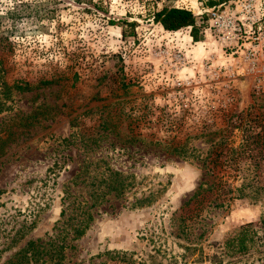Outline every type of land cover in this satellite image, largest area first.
I'll return each instance as SVG.
<instances>
[{
    "label": "rangeland",
    "instance_id": "rangeland-1",
    "mask_svg": "<svg viewBox=\"0 0 264 264\" xmlns=\"http://www.w3.org/2000/svg\"><path fill=\"white\" fill-rule=\"evenodd\" d=\"M230 1L0 0V264L112 170L127 191L90 209L63 264H264L223 250L264 216V90L202 16ZM163 7L191 11L201 39L154 23Z\"/></svg>",
    "mask_w": 264,
    "mask_h": 264
},
{
    "label": "trees",
    "instance_id": "trees-1",
    "mask_svg": "<svg viewBox=\"0 0 264 264\" xmlns=\"http://www.w3.org/2000/svg\"><path fill=\"white\" fill-rule=\"evenodd\" d=\"M151 16L152 21L159 24L165 31L176 32L184 28H190L192 39L194 41L201 39L202 34L200 31L203 29V25L197 23V17L189 10L163 7L160 10L154 11ZM202 16L205 17V13ZM2 86L6 87V84L3 82ZM14 88L20 92L29 90L26 84L22 86L15 85ZM0 94H4V90L0 91ZM7 110L8 107L5 105V102L0 101V114ZM6 143L7 140L0 137V153H2ZM124 175V173L112 170L106 176L93 177L92 181L98 180L97 185H103L102 189H93L94 193L90 194L92 197L89 196V200L81 201L75 207L70 208V204H66L64 210L60 213V220L55 224L54 231L56 233H53L45 240H29L4 264H63V260L65 259L64 251L69 246V242L81 237L88 227L91 219L90 209L106 201L105 196L123 197L129 186V183H127L128 177ZM203 185L205 183H200L197 192L187 204L195 200L202 192L210 189V187L204 189ZM91 187H95V185ZM245 189L246 187L235 189L234 191L238 194L234 198H246L247 196H251L249 195L251 192L258 194L260 190H263L250 187L249 194L247 195L244 192ZM94 195H96V198H93ZM98 198H100L99 202L97 201ZM146 199H137L131 206L140 204ZM216 206L221 205L216 204ZM184 247L186 250L194 251L192 247ZM223 250L226 257H243L251 250L256 251L264 257V216L256 223L244 224L233 231L224 240Z\"/></svg>",
    "mask_w": 264,
    "mask_h": 264
},
{
    "label": "built area",
    "instance_id": "built-area-1",
    "mask_svg": "<svg viewBox=\"0 0 264 264\" xmlns=\"http://www.w3.org/2000/svg\"><path fill=\"white\" fill-rule=\"evenodd\" d=\"M256 0H233L204 10L207 13L209 39L223 53L237 57L253 73L257 88L264 90V13Z\"/></svg>",
    "mask_w": 264,
    "mask_h": 264
}]
</instances>
